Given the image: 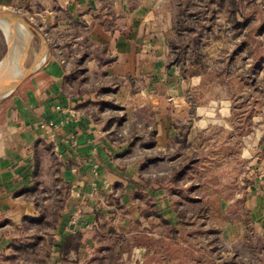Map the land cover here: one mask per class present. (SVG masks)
<instances>
[{
  "label": "crops",
  "instance_id": "1",
  "mask_svg": "<svg viewBox=\"0 0 264 264\" xmlns=\"http://www.w3.org/2000/svg\"><path fill=\"white\" fill-rule=\"evenodd\" d=\"M18 3L25 17L38 18L46 55L1 103L0 230L11 226L16 237L26 218L43 209L50 218L63 200L54 226L36 231L53 238L46 264H181L171 247L206 255L193 236L209 228L223 240L248 230L264 239V56L255 69L263 87L249 92L253 101L259 95L260 111L236 119L235 94L212 97L199 71L171 63L176 11L166 0H35L36 7L0 0V7ZM83 40L89 54L74 68L66 47L81 49ZM80 78L109 81L100 92L110 101L74 94L70 81ZM108 104L123 115H108ZM190 160L175 181L174 170ZM225 173L223 187H245L213 196L209 207L200 193ZM68 235H79V246L63 259Z\"/></svg>",
  "mask_w": 264,
  "mask_h": 264
},
{
  "label": "rangeland",
  "instance_id": "2",
  "mask_svg": "<svg viewBox=\"0 0 264 264\" xmlns=\"http://www.w3.org/2000/svg\"><path fill=\"white\" fill-rule=\"evenodd\" d=\"M30 1V6L36 7V5H34L35 0ZM166 2L169 3V5H172L176 11L174 20L183 10L186 12V15H188L187 13L192 14V16L189 17V19L192 20L195 18L194 4L197 2V4H201L202 1L187 0L184 2L182 0H166ZM237 2V12L240 13L238 19L242 20L245 18L248 22L242 32L237 33L232 28L226 11L216 10L213 16H209V14L206 13L205 16L199 17L202 25L199 27L202 28L197 27V30L193 33V37L200 38L198 42H193L191 39H184V35L179 36L174 31V36L169 39L167 46L170 54L174 57L175 52H178L179 50L180 44L184 43L186 52L184 53L185 68L188 69L189 72L199 71L198 73L200 74L203 83L207 86L210 96L222 98L235 94L240 101L237 103L235 109L236 119H248L258 114L260 111L258 108L260 99L259 95L258 98L253 101V98L249 95L251 87L255 86L253 88L259 91V89L264 86L259 82L258 75L255 73L256 64L260 62L259 59L264 56V37L262 40L260 39L261 36H264V0H237ZM17 6L18 10L3 9L0 7V11H6L9 13L13 12L17 16L23 17L28 23L27 26L23 27V34L25 37L24 43L21 44V47H18L19 50L17 49V51L14 52L13 57L8 58L5 63L0 65L2 68L4 67L3 69L0 67V88L3 89L0 91V111L2 109V101L13 90H11V88H14L25 75L34 70V68L39 65V62H41V59L46 55V46L40 41L38 34L31 29L33 28L34 30L41 31L38 29L37 25L38 18L29 14L25 17L23 13L26 9H22L20 3H18ZM29 13L33 14L32 11ZM57 36L58 35H56V37ZM63 38L65 39V37ZM12 39L15 42L18 40L15 36H12ZM81 46V49L78 48L77 50L75 48L70 49V46L66 47V53L68 57L70 56L69 62L74 65L75 59L80 56L82 49L87 48L85 40L82 41ZM5 54L6 41L3 33L0 31V60H2ZM8 73L11 74L8 75ZM18 74L21 75V78L14 80L15 76ZM10 75L12 76V79ZM70 83L73 84L72 92L74 94H91L96 97L101 95L100 91L102 87H112L109 81L105 82L104 80H100L96 85H89L88 80H85L84 78L72 80ZM102 93H104V91H102ZM107 93L111 94L110 92ZM101 96H104L103 99H106L108 102L110 101V98H108L107 95ZM245 101H247V103H245ZM108 105V115H123L119 112L120 109L116 108L117 105ZM1 114L2 112H0V115ZM225 175L226 173L221 174L222 177L220 176L219 179L215 178L211 180V187H208L207 189L205 188V190L203 189L200 193V195H208L210 202L209 207H213L214 205L211 202L213 196H215V198H227L232 190H236L235 186L228 189L223 187ZM239 187L244 188L245 186H239L238 184L237 190H240ZM190 209L191 211H194L193 208ZM199 220L202 221L203 219L201 218ZM223 220L224 219L222 218V221ZM205 221L208 224L212 222L211 220ZM242 221L243 220H240L238 222ZM191 225L194 226L196 224L191 223ZM27 227H30V229H26V232L27 230H31L33 233H36L39 229L34 225ZM8 229H12V227L9 226L8 228H5V230H0V264H4L7 261H9V263L11 262V264H44L43 261L40 262L39 248V253L34 251L26 255L18 253L17 256L11 260H6V256L10 255V252H8L7 249L8 244L4 245L2 240L10 241L12 238V236L8 234ZM210 232L209 228V230H204L193 236V239L199 243L198 246L202 244L206 246L207 250L204 251L206 252V255L202 250L197 256H193L191 253L177 247H171L169 255H171L173 259L181 260V264H211L208 262V257L220 260V264L254 263V256H256L255 251L257 250V247H255L254 252L248 251L245 247L247 242H245L244 235L231 241L223 240L221 237L213 235ZM217 232L218 231L216 230V233ZM250 232L251 231H249L248 241L251 245H257L260 242L259 240H264L259 239ZM246 233L247 231L245 234ZM51 240H53L52 237ZM250 244L249 246H251ZM42 258L45 260L44 256H42Z\"/></svg>",
  "mask_w": 264,
  "mask_h": 264
},
{
  "label": "trees",
  "instance_id": "3",
  "mask_svg": "<svg viewBox=\"0 0 264 264\" xmlns=\"http://www.w3.org/2000/svg\"><path fill=\"white\" fill-rule=\"evenodd\" d=\"M187 1V0H182ZM201 4H194V15L195 18L190 20L189 17L192 14L187 13L183 10L181 11L174 20V31L179 35H184V39H191L193 42H198L200 40L199 37H193V33L197 30V27L201 25V21L199 17L205 16V14H209V16H213L216 10H223L227 12L228 20L232 26V28L240 33L247 25V20L244 18L242 20L238 19L240 13L238 10V2L237 0H201ZM188 17V18H187ZM202 26V25H201ZM202 28V27H199ZM181 50V51H180ZM185 45L184 43L180 44L178 52H175L174 57H172V64H179L181 67L184 65V56H185ZM89 49L83 48L82 53L75 59V68L83 65L85 59L88 57ZM182 59V60H180ZM183 139H179V142H183ZM42 145L46 148H49L42 142ZM37 161V157L35 158ZM38 163V162H37ZM193 161L190 160L186 162L184 165H179L176 170H174V180H180L186 174V172L191 168ZM57 203L51 207L50 214L51 217L48 218L47 210L43 209V213L38 218H26V226L22 229L20 233L16 237H12L10 239V243L7 246L10 255L6 256V260H11L16 257L18 253L28 254L32 251L39 253L40 249V262L43 261L44 264L47 263V260L50 256V246L52 245L51 235H47L46 238L37 235V233H29L28 230L26 232L27 226H36L39 229L46 230L48 228H52L54 226L56 219L58 217V211L62 208V201L56 200ZM45 218V219H43ZM30 229V227H28ZM248 232L244 235L245 247L250 252H254L255 247H257L256 256H254L253 264H264V240H259L260 242L257 245H251L248 241ZM51 236V237H50ZM50 239H49V238ZM48 239V240H47ZM47 240V241H46ZM80 236L79 235H68L65 238L64 244L60 248V253L64 259L66 255V249L72 248L77 249L79 246ZM249 244L252 246H249ZM39 248V249H38ZM38 249V250H37ZM42 256H44L45 260H43Z\"/></svg>",
  "mask_w": 264,
  "mask_h": 264
},
{
  "label": "water",
  "instance_id": "4",
  "mask_svg": "<svg viewBox=\"0 0 264 264\" xmlns=\"http://www.w3.org/2000/svg\"><path fill=\"white\" fill-rule=\"evenodd\" d=\"M27 24V21L23 17H19L13 12L9 13L6 11H0V31L3 33L6 41V54L2 60H0V65L5 63L8 58L13 57L14 52L24 43L25 37L23 34V27L27 26ZM31 29L38 34L40 39H43L40 31L34 30L33 28ZM12 36H15L18 40L16 42L13 41ZM26 76L27 75H25L19 82H21Z\"/></svg>",
  "mask_w": 264,
  "mask_h": 264
},
{
  "label": "bare ground",
  "instance_id": "5",
  "mask_svg": "<svg viewBox=\"0 0 264 264\" xmlns=\"http://www.w3.org/2000/svg\"><path fill=\"white\" fill-rule=\"evenodd\" d=\"M17 66H18V65H17ZM1 68H2V67H1ZM1 68H0V69H1ZM3 68H4V67H3ZM3 68H2V69H3ZM16 68H17V67H16ZM17 69H18V68H17ZM17 69H16V70H17ZM7 71H8V70H7ZM9 71H10V70H9ZM10 72H11V71H10ZM1 73H2V72H1ZM11 73H12V72H11ZM11 73H8V75L11 74ZM10 77H11V79H12V76H11V75H10ZM20 78H21V75L18 74V75L15 76V79H14V80H18V79H20ZM8 79H9V78H8ZM15 82H16V81H15ZM12 83H13V82H12ZM14 88H15V87H14ZM14 88H12V89H14ZM2 90H3V89L0 88V91H2Z\"/></svg>",
  "mask_w": 264,
  "mask_h": 264
},
{
  "label": "built area",
  "instance_id": "6",
  "mask_svg": "<svg viewBox=\"0 0 264 264\" xmlns=\"http://www.w3.org/2000/svg\"><path fill=\"white\" fill-rule=\"evenodd\" d=\"M53 127H54L53 124L48 125V128H50V129H53Z\"/></svg>",
  "mask_w": 264,
  "mask_h": 264
}]
</instances>
